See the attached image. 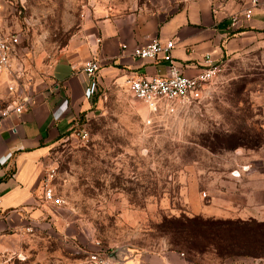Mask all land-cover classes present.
I'll return each instance as SVG.
<instances>
[{"label":"rangeland","instance_id":"374dc122","mask_svg":"<svg viewBox=\"0 0 264 264\" xmlns=\"http://www.w3.org/2000/svg\"><path fill=\"white\" fill-rule=\"evenodd\" d=\"M188 1L11 0L0 8V24L20 36L15 66L36 76L98 7L166 19ZM93 101L41 166L43 188L54 192L48 211L22 250L1 254L0 264H89L97 250L119 253L126 264L178 256L193 264H264V251L219 254L171 222L264 217L254 205L256 186L264 185V32L224 58L202 97L178 103L174 114L149 116L125 87L101 89ZM258 197L264 201V192Z\"/></svg>","mask_w":264,"mask_h":264},{"label":"crops","instance_id":"0c3cea01","mask_svg":"<svg viewBox=\"0 0 264 264\" xmlns=\"http://www.w3.org/2000/svg\"><path fill=\"white\" fill-rule=\"evenodd\" d=\"M250 6V0H189L166 19L145 11L114 15L98 7L85 17L61 57L44 74L23 75L13 56L15 76L0 74V255L20 252L31 237L29 231L37 230L39 218L49 209L41 166L79 117L92 109L98 91L128 89L130 78L168 73V62L132 56L134 48L155 37L163 42L173 40V57L185 74L197 75L209 63L220 64L239 51L247 38L264 32V10L258 8L252 18L231 26L230 16ZM93 56L99 59L101 69L91 80L81 66ZM14 81V91H10ZM89 89L94 92L89 93ZM20 104L24 108L17 111ZM256 187L254 205L261 214L264 201L258 193L264 192V185ZM251 218L264 221V217ZM183 261L179 256L170 260L142 257L134 264Z\"/></svg>","mask_w":264,"mask_h":264},{"label":"built area","instance_id":"2783aa9c","mask_svg":"<svg viewBox=\"0 0 264 264\" xmlns=\"http://www.w3.org/2000/svg\"><path fill=\"white\" fill-rule=\"evenodd\" d=\"M9 1L11 0H0V8L4 3ZM250 4V8L230 16L232 27L237 26L242 19L252 18L255 8L264 10V0H250ZM20 42L21 39L19 34L7 32L0 26V74L8 72L15 76L12 59ZM175 46L176 44L173 40L163 42L155 37L146 45L138 46L131 51L132 56L138 58L153 61L162 59L168 62V73L166 75H149L130 78L127 81L128 89L131 94L142 100L148 107L149 116L174 114L177 110L178 103L199 100L203 95L206 85L214 79L215 75L220 70L219 63L216 64L211 62L207 65V68L197 75L189 76L185 74L184 70L172 55V50ZM122 47L126 48L127 46L123 45ZM100 69L101 64L96 56L85 61L81 66V70L91 80L96 78ZM14 83L15 81L9 86L10 91H14ZM91 92H94V90L89 89V93ZM29 100L30 99H28V101ZM23 108L24 105L20 104L16 107V110L21 111ZM151 121L152 119L148 120L149 123ZM78 134L83 138L87 136L85 130H81ZM44 195L47 200L53 199V189L46 187L44 189ZM1 217L2 210L0 209V218ZM182 256H184V254H182ZM87 262L89 264H113L108 259V253L102 250L90 252L87 256ZM179 264L193 263L185 260Z\"/></svg>","mask_w":264,"mask_h":264},{"label":"trees","instance_id":"16d2710c","mask_svg":"<svg viewBox=\"0 0 264 264\" xmlns=\"http://www.w3.org/2000/svg\"><path fill=\"white\" fill-rule=\"evenodd\" d=\"M171 222L178 223L177 231H185L195 239L202 238L204 248L212 247L219 254L231 256L241 249L245 255H251L247 252L250 248L259 250L260 254L264 251V221L196 215L173 218Z\"/></svg>","mask_w":264,"mask_h":264},{"label":"water","instance_id":"95a60500","mask_svg":"<svg viewBox=\"0 0 264 264\" xmlns=\"http://www.w3.org/2000/svg\"><path fill=\"white\" fill-rule=\"evenodd\" d=\"M108 259L113 263V264H126L127 261H129L130 259H126L125 257H123L121 254L119 253H108ZM134 261V260H133ZM134 261L135 262H138Z\"/></svg>","mask_w":264,"mask_h":264}]
</instances>
